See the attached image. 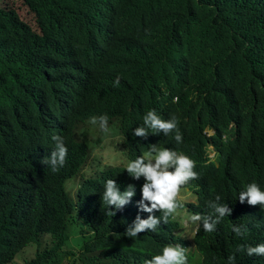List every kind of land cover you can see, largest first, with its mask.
<instances>
[{"label":"trees","instance_id":"trees-1","mask_svg":"<svg viewBox=\"0 0 264 264\" xmlns=\"http://www.w3.org/2000/svg\"><path fill=\"white\" fill-rule=\"evenodd\" d=\"M125 24L135 30L136 39L129 44L135 48L117 50L115 56L124 59L134 53L141 76L133 68L121 73L103 110L84 109L66 119L61 128L69 145L66 163L54 174L42 163L53 150L44 149L38 138L44 121L21 90L35 78L25 60L35 54L41 65V59L48 58L52 63L45 62L42 69H49V74L76 63L60 62L57 53L66 43L76 44L84 29L109 36L112 31L107 28L122 30ZM263 30L264 0H0V264H143L146 253L158 254L150 250L156 245L147 236L132 238L135 247L111 234L107 239L88 236L86 245L78 241L68 248L75 211L92 207L94 187L83 186V207L75 210L68 182L78 175L77 159L90 151L85 140L67 130L77 126L83 132L93 127L88 123L91 113L106 114L109 123L116 120L117 134L131 137L151 109L196 122L210 110L226 113L234 108L251 139L260 142L264 157V50L253 36V31ZM39 78L44 79L43 72ZM46 100L50 112L72 104L71 96L54 91ZM135 138L128 143L127 154L119 145L118 149L133 156L138 150ZM166 145L192 150L186 142ZM111 150L118 153L113 145ZM261 177L259 166L249 171V180ZM106 209L102 204L101 211ZM210 211L204 209L205 214ZM190 212L189 205L181 210L182 215ZM123 221L126 225L121 221L111 225L126 230L131 223ZM243 223L247 232L237 236L232 226ZM219 227L222 261L216 264H228L232 255L235 264H264V256L237 251L241 245L263 243L264 227L238 215L224 219ZM184 229L179 220L170 219L159 232L187 243ZM51 233L55 240L49 244L44 237ZM198 240L203 248V231ZM33 247L32 256L25 258Z\"/></svg>","mask_w":264,"mask_h":264},{"label":"clouds","instance_id":"clouds-1","mask_svg":"<svg viewBox=\"0 0 264 264\" xmlns=\"http://www.w3.org/2000/svg\"><path fill=\"white\" fill-rule=\"evenodd\" d=\"M121 27L124 28H107L112 31L109 36L84 29L76 44L66 43L57 53L60 62L76 63L49 74L46 73L49 69H42L45 62L52 63L48 58L41 59V65L35 54L25 60L35 78L23 84L21 90L26 100L37 106L44 121L38 138L44 143V149L53 146V150L42 163L54 174L66 163L69 145L61 132L66 119L82 114L84 109L89 113L103 110L113 83L114 86L120 84L121 73L133 68V73L141 76L134 53H128L124 59L115 56L117 50L135 48L129 46L136 39L135 30L126 24ZM253 36L264 50V30L253 31ZM97 39L103 40L104 45L99 46ZM41 72L44 79L39 78ZM49 91L71 96L72 104H62L57 112L48 111L46 95ZM174 101L178 102L179 97ZM91 114L93 117L88 123L93 127L84 128L83 132L77 126L69 127L66 133L85 140L86 150L90 151L77 159L78 175L68 182L72 183L68 195L75 210L83 207L80 195L83 186L94 187L92 207L86 212L75 211L77 221L68 232V248L78 241L86 245L88 236L107 239L111 234L129 240L135 247L132 238L147 236L156 245L150 250L158 254L146 253L148 259L143 264H216L222 261L221 221L238 215L264 227V216L260 215L264 213V157L260 153V142L251 139L234 108L226 113L210 110L196 122L190 118L159 115L151 109L143 116V126L136 127L131 137L117 134L115 119L109 123L106 114L98 117ZM133 136L137 137L138 150L128 156V143ZM109 139L118 153L110 148L107 153L113 157L107 153L96 156L95 150ZM184 142L191 145V151L166 145ZM255 166L260 167L262 177L249 180V171ZM102 204L107 208L105 211H101ZM186 205L193 213L182 215L181 210ZM204 209L211 211L205 214ZM170 219L179 220L185 227L182 234L187 243L160 234ZM123 220L131 223L126 230L111 225L120 221L126 225ZM245 223L232 226L237 236L247 232ZM201 231L205 236L203 248L198 240ZM44 239L51 244L55 237L51 233ZM237 251H243L245 256H264V242L255 246L241 245ZM235 259L234 255L229 256L228 264H235Z\"/></svg>","mask_w":264,"mask_h":264},{"label":"rangeland","instance_id":"rangeland-1","mask_svg":"<svg viewBox=\"0 0 264 264\" xmlns=\"http://www.w3.org/2000/svg\"><path fill=\"white\" fill-rule=\"evenodd\" d=\"M110 141H111L110 139L107 140V141L104 143V145H103L102 148H100V149H96V150H95V154H96V156H102L103 154H105V153H107V152L109 151V149L111 148V145H112ZM34 250H35L34 247H33L31 250H27V251L25 252L24 257H25V258H29V257H31V256H32V253H33ZM22 260H23V257H22Z\"/></svg>","mask_w":264,"mask_h":264}]
</instances>
